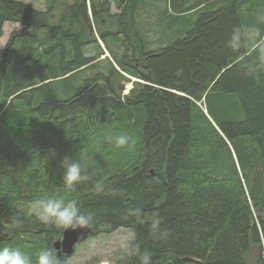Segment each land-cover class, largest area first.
Returning a JSON list of instances; mask_svg holds the SVG:
<instances>
[{"label": "trees", "instance_id": "16d2710c", "mask_svg": "<svg viewBox=\"0 0 264 264\" xmlns=\"http://www.w3.org/2000/svg\"><path fill=\"white\" fill-rule=\"evenodd\" d=\"M44 1L0 0V42L17 26L0 60V248L53 247L64 234L31 203L60 196L94 214L90 238L135 231L153 264H264V66L249 56L246 74L226 48L264 0ZM65 158L88 176L74 194Z\"/></svg>", "mask_w": 264, "mask_h": 264}, {"label": "clouds", "instance_id": "9594fccd", "mask_svg": "<svg viewBox=\"0 0 264 264\" xmlns=\"http://www.w3.org/2000/svg\"><path fill=\"white\" fill-rule=\"evenodd\" d=\"M226 48L240 58L241 68L246 74L256 68V64L248 58L249 56L264 66V12H259L252 23L234 26L226 41ZM108 142L117 148H130L135 143L127 134L109 136ZM63 168V188L67 193L74 194L78 191L79 185L88 179L84 166L79 159L65 158ZM93 190L96 193H103L105 187L97 180L93 184ZM128 211L129 215H135L140 209L133 208ZM31 212L42 224L58 230L61 235L70 230L75 232L78 229H90L94 222V214L82 210L76 199H65L60 196H47L32 201ZM150 235L164 240L169 231L161 229L158 224H153ZM119 247L126 256L134 257L138 264H153L152 253L147 249L142 250L135 231L124 235ZM0 264H67V262L54 246L42 249L34 260L31 255L19 249L4 247L0 248Z\"/></svg>", "mask_w": 264, "mask_h": 264}, {"label": "rangeland", "instance_id": "374dc122", "mask_svg": "<svg viewBox=\"0 0 264 264\" xmlns=\"http://www.w3.org/2000/svg\"><path fill=\"white\" fill-rule=\"evenodd\" d=\"M17 1L28 3L39 10H45L44 0H17ZM111 12L112 14L120 13V10H118L115 7L114 2L112 3L111 6ZM15 27L16 25L10 24L7 25L5 28V35L2 38L0 45V60L2 57L1 53L5 48V44L9 40L11 34L10 32L14 31ZM102 47L104 48L103 43H102ZM91 50L92 51H90V54L92 55L94 49L92 48ZM106 57H109V54L102 57L100 60L105 59ZM105 66L107 65L105 64ZM98 69H100L99 72L102 73L100 67L96 69V72H98ZM126 76L131 78L128 75ZM123 85L125 87L123 91V95L129 94L131 89H133L132 83H124ZM131 231L132 230L130 229H120L112 234L102 233L96 237L89 238L87 241L80 243L76 246L75 252L71 257L67 256L68 258L66 262L67 264H116L120 260L124 259V257H126L125 253L119 247V242L124 235L130 233Z\"/></svg>", "mask_w": 264, "mask_h": 264}, {"label": "water", "instance_id": "95a60500", "mask_svg": "<svg viewBox=\"0 0 264 264\" xmlns=\"http://www.w3.org/2000/svg\"><path fill=\"white\" fill-rule=\"evenodd\" d=\"M92 235V230L90 229H82L68 231L63 235V238L54 244V247L58 250L59 255H67L71 256L75 252V245L83 243L87 241Z\"/></svg>", "mask_w": 264, "mask_h": 264}, {"label": "crops", "instance_id": "0c3cea01", "mask_svg": "<svg viewBox=\"0 0 264 264\" xmlns=\"http://www.w3.org/2000/svg\"><path fill=\"white\" fill-rule=\"evenodd\" d=\"M27 4H28V3H27ZM7 25H10V24H6V25H5V28H6ZM16 28H17V26H16ZM10 33H11V32H10Z\"/></svg>", "mask_w": 264, "mask_h": 264}, {"label": "bare ground", "instance_id": "6f19581e", "mask_svg": "<svg viewBox=\"0 0 264 264\" xmlns=\"http://www.w3.org/2000/svg\"><path fill=\"white\" fill-rule=\"evenodd\" d=\"M78 245V244H77ZM75 250H76V245H75Z\"/></svg>", "mask_w": 264, "mask_h": 264}]
</instances>
